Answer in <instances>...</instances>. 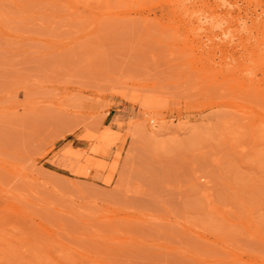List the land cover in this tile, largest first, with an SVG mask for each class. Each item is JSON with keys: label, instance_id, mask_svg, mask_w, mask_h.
Segmentation results:
<instances>
[{"label": "rangeland", "instance_id": "374dc122", "mask_svg": "<svg viewBox=\"0 0 264 264\" xmlns=\"http://www.w3.org/2000/svg\"><path fill=\"white\" fill-rule=\"evenodd\" d=\"M0 264H264V0H0Z\"/></svg>", "mask_w": 264, "mask_h": 264}, {"label": "bare ground", "instance_id": "6f19581e", "mask_svg": "<svg viewBox=\"0 0 264 264\" xmlns=\"http://www.w3.org/2000/svg\"><path fill=\"white\" fill-rule=\"evenodd\" d=\"M198 17V19H200V16H197ZM244 24H245V22H243ZM239 29H244L245 27L244 26H242V27H238Z\"/></svg>", "mask_w": 264, "mask_h": 264}]
</instances>
